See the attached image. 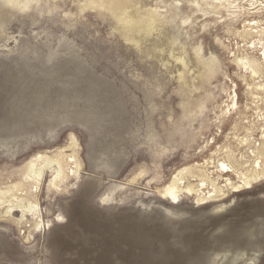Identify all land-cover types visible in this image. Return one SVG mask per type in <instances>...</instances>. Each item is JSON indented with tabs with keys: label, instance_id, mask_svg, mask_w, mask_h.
<instances>
[{
	"label": "rangeland",
	"instance_id": "obj_1",
	"mask_svg": "<svg viewBox=\"0 0 264 264\" xmlns=\"http://www.w3.org/2000/svg\"><path fill=\"white\" fill-rule=\"evenodd\" d=\"M263 53L264 0H0V264H264Z\"/></svg>",
	"mask_w": 264,
	"mask_h": 264
},
{
	"label": "bare ground",
	"instance_id": "obj_2",
	"mask_svg": "<svg viewBox=\"0 0 264 264\" xmlns=\"http://www.w3.org/2000/svg\"><path fill=\"white\" fill-rule=\"evenodd\" d=\"M255 22H253L252 24H254ZM145 25V24H144ZM147 26V25H146ZM264 54V53H263ZM37 158H39V159H41L42 158V156H38V157H36L35 159H34V161L36 162V160H39V159H37ZM76 163H77V161H76ZM39 164H36V163H34V167H33V169H34V174L33 175H31V176H33V178H36V177H38V176H40L41 174H43V170L42 169H47V171H51L52 170V172H53V174H54V177H53V180H57L59 177H60V175H61V173H62V169H61V167L60 166H58L57 165V167L54 169V167L53 166H48V165H41L40 167L38 166ZM223 167H226V164L225 163H222L221 164ZM80 168H81V166L80 165H77L76 166V170L75 171H73L74 172V174L76 175V176H78L79 175V171H80ZM256 168H258L259 169V171H257V173L258 174H260V176L259 177H263L264 178V170L262 169L261 170V165H260V163L257 165V167ZM224 172H231L232 170L231 169H224L223 170ZM184 172H185V169H182V170H180L179 171V173L174 177V180H173V183L170 185V186H168L167 188H166V192H165V196H167V197H171L172 199H174V201L175 202H177V198H178V196H179V194H180V192H182L184 189H182V188H180V189H178V185L181 183V179L183 178V177H180V175H183L184 174ZM183 180V179H182ZM258 180V179H257ZM29 181V180H28ZM252 182V179H249L248 180V183L250 184ZM239 187V186H238ZM239 189V188H238ZM237 188H236V190H238ZM188 191H191L192 189L191 188H188L187 189ZM14 199V198H13ZM13 199L11 200L10 199V204L8 205V208L6 209V211L4 210V214H8V215H10L12 212H15V211H22V213H23V216H22V220L21 221H23V219L25 218V216L27 215V212L29 211V209L30 208H32V204H27L28 206H22L21 204L19 205L18 203H14L13 202ZM8 201V200H7ZM6 201V202H7ZM20 201V200H19ZM16 202V201H15ZM18 202V201H17ZM2 203V202H1ZM9 203V202H8ZM3 204V203H2ZM25 205V204H24ZM5 207H7V206H5ZM25 207H27V208H25ZM32 211V210H31ZM30 215V214H29ZM19 220V219H18ZM25 220V219H24ZM59 220V219H58ZM20 221V222H21Z\"/></svg>",
	"mask_w": 264,
	"mask_h": 264
},
{
	"label": "water",
	"instance_id": "obj_3",
	"mask_svg": "<svg viewBox=\"0 0 264 264\" xmlns=\"http://www.w3.org/2000/svg\"><path fill=\"white\" fill-rule=\"evenodd\" d=\"M223 234H225V233H223ZM223 234H221L218 238H220L221 239V242H219L220 243V245H223V242H225L223 239H225L226 237H225V235L223 236ZM223 236V237H222ZM225 237V238H224ZM223 238V239H222ZM253 239H254V237H253ZM244 247H246V246H244ZM224 248V247H223ZM248 248V247H247ZM249 248H252V247H249Z\"/></svg>",
	"mask_w": 264,
	"mask_h": 264
}]
</instances>
